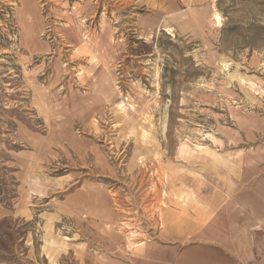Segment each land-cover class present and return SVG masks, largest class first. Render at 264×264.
I'll list each match as a JSON object with an SVG mask.
<instances>
[{
  "label": "rangeland",
  "instance_id": "374dc122",
  "mask_svg": "<svg viewBox=\"0 0 264 264\" xmlns=\"http://www.w3.org/2000/svg\"><path fill=\"white\" fill-rule=\"evenodd\" d=\"M186 227L264 264V0H0V264Z\"/></svg>",
  "mask_w": 264,
  "mask_h": 264
},
{
  "label": "crops",
  "instance_id": "0c3cea01",
  "mask_svg": "<svg viewBox=\"0 0 264 264\" xmlns=\"http://www.w3.org/2000/svg\"><path fill=\"white\" fill-rule=\"evenodd\" d=\"M175 229V230H174ZM168 228L160 234L129 235L131 246L114 258L99 256L101 264H246L249 254L226 236L197 232L195 227ZM134 239L136 241H134ZM109 259V261L106 260Z\"/></svg>",
  "mask_w": 264,
  "mask_h": 264
},
{
  "label": "bare ground",
  "instance_id": "6f19581e",
  "mask_svg": "<svg viewBox=\"0 0 264 264\" xmlns=\"http://www.w3.org/2000/svg\"><path fill=\"white\" fill-rule=\"evenodd\" d=\"M213 19L215 20V24L217 26H220L221 25V16L218 12L215 11V13H213Z\"/></svg>",
  "mask_w": 264,
  "mask_h": 264
}]
</instances>
